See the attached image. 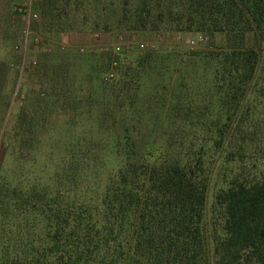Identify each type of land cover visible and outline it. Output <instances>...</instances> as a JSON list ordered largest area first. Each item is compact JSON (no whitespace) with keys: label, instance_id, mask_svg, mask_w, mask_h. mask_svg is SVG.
I'll list each match as a JSON object with an SVG mask.
<instances>
[{"label":"trees","instance_id":"16d2710c","mask_svg":"<svg viewBox=\"0 0 264 264\" xmlns=\"http://www.w3.org/2000/svg\"><path fill=\"white\" fill-rule=\"evenodd\" d=\"M18 1L0 0V106ZM36 1L44 38L207 39L126 62L42 39L1 144L0 264H264V0Z\"/></svg>","mask_w":264,"mask_h":264},{"label":"rangeland","instance_id":"374dc122","mask_svg":"<svg viewBox=\"0 0 264 264\" xmlns=\"http://www.w3.org/2000/svg\"><path fill=\"white\" fill-rule=\"evenodd\" d=\"M35 2L37 1H18V5L23 8V12L22 14H19V16L16 15L12 18V22L20 25L21 36L15 42L13 47L15 58L10 61L12 68L10 70L11 76L9 78L7 89L9 95L5 96L0 106V150L3 140L6 138L8 129L12 127L17 114L27 99L25 91H28L29 89L26 88V77H30V72L38 61L41 49L37 51V46L42 43V39H48L51 42V52L53 53L55 49L65 52L69 50L70 52L81 56L92 55L94 58H98L107 55L108 57L112 56V58L115 57V59H119L120 62H126V60H128L127 58L130 57L132 59L141 51L145 50L144 48H146V46H141V43L144 45L147 43L150 44L153 40V42L157 44L166 40L172 45L176 44L189 47L188 42L192 37L186 36L185 34L170 35L165 34L162 31H159V33H155V31H136L135 33L129 34L121 31L104 32L94 30L92 32H84L83 34L65 32L61 33L60 36L55 35L44 38L36 25L38 12L35 8ZM94 33H98V36H95ZM158 34L160 35L157 36ZM206 39L207 38L205 37V40ZM222 39L223 37L218 34L213 37V41L217 43L222 41ZM113 64H115V62ZM103 66L104 64L99 65V67ZM20 71L21 76L19 75ZM32 87L34 88V85L29 88ZM21 94H24V97H20Z\"/></svg>","mask_w":264,"mask_h":264},{"label":"built area","instance_id":"2783aa9c","mask_svg":"<svg viewBox=\"0 0 264 264\" xmlns=\"http://www.w3.org/2000/svg\"><path fill=\"white\" fill-rule=\"evenodd\" d=\"M34 1H36V0H34ZM94 35H95V36H98V33H94ZM204 39H205V38H204L203 35L198 34L195 38L189 40V43H190V45H195L197 42H201V41H203ZM149 45H151V43H150V44L147 43V44H145V45H144L143 43H141V46H149ZM21 70H22V69H21ZM20 73H21V71H20ZM20 97H24V94H21Z\"/></svg>","mask_w":264,"mask_h":264}]
</instances>
